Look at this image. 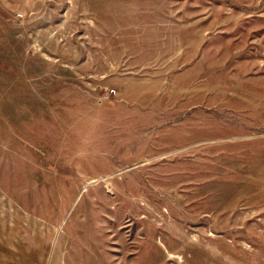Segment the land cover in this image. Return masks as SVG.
<instances>
[{"label":"rangeland","instance_id":"obj_1","mask_svg":"<svg viewBox=\"0 0 264 264\" xmlns=\"http://www.w3.org/2000/svg\"><path fill=\"white\" fill-rule=\"evenodd\" d=\"M0 264H264V0H0Z\"/></svg>","mask_w":264,"mask_h":264}]
</instances>
